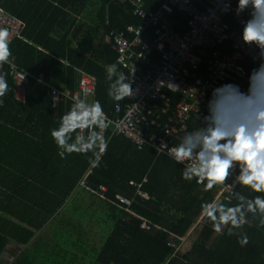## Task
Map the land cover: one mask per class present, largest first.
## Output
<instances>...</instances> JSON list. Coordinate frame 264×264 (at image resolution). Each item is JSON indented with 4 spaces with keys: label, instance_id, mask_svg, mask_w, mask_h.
Returning <instances> with one entry per match:
<instances>
[{
    "label": "trees",
    "instance_id": "1",
    "mask_svg": "<svg viewBox=\"0 0 264 264\" xmlns=\"http://www.w3.org/2000/svg\"><path fill=\"white\" fill-rule=\"evenodd\" d=\"M136 1L142 2L146 12L163 6L162 0ZM162 10L174 30L183 32L186 20L181 13L170 6H163ZM0 11L19 18L8 0H0ZM59 11L63 20L48 22L49 27L60 25L63 33L57 38H47L45 42L31 38L27 42L19 35L9 45L18 66L34 76L42 74L43 83L30 79L23 101H19L13 82L6 75L9 91L0 106V264H85L89 255L94 256V264H264V228H257L259 215L249 214V223L242 230L249 236L245 247L225 230L206 248L213 229L201 219L204 226L190 249L184 254L175 252L179 239L202 216L200 205L212 201L215 188L202 192L195 180L182 179L179 165L165 156H155L151 148L138 150L123 136L111 135L108 128L103 133L108 140L103 153L97 149L96 154L73 153L63 159L58 155L50 133L58 128L60 117L73 102L60 96L52 105L50 86L72 93L79 77L88 76L94 81L91 101L99 100L108 115L114 103L123 104L124 100L117 102L108 95L107 66L116 64L118 71L130 74L128 67L117 64L109 32L141 24L131 14L128 3L101 0L97 8L101 40L87 51L81 39L78 50L67 33L75 23ZM224 21L230 29L236 28L229 17ZM127 37L132 38L133 34L127 33ZM144 37L152 39L149 33ZM215 49L230 54L231 43L226 41ZM158 50L156 46L149 48L145 55L156 61ZM208 51H197L202 69ZM242 66L247 75L253 67L249 60L242 62ZM146 68L147 65L143 66V70ZM2 72L7 74L6 68ZM228 83L238 84L241 90L247 88L241 79H228L225 84ZM167 94L174 107L179 97ZM74 141L75 134H71L68 143ZM81 180L95 191L104 186L106 199L81 186ZM232 180L234 177L229 182ZM137 190L145 192L148 199L137 196ZM234 191L232 204L237 202V195H254L239 185L234 186ZM116 195L134 196L130 210L154 227L150 231L140 229L137 217L111 203L117 201ZM95 225L98 226L92 231ZM89 234H93V240ZM10 243L15 245V251L10 253L13 259L8 263L3 254Z\"/></svg>",
    "mask_w": 264,
    "mask_h": 264
},
{
    "label": "built area",
    "instance_id": "2",
    "mask_svg": "<svg viewBox=\"0 0 264 264\" xmlns=\"http://www.w3.org/2000/svg\"><path fill=\"white\" fill-rule=\"evenodd\" d=\"M118 1L128 3L131 14L140 19L141 24L109 32L112 49L117 54L116 62L130 69L129 77L134 69L132 87L137 90L136 96L124 99L123 104L114 103L113 110L107 115L111 121V135L123 136L138 150L149 147L155 156L162 155L176 163L167 154L168 149L176 145L186 132L203 126L202 118L207 115V102L212 90L224 85L228 79H241L247 83V72L242 62L249 60L255 66L252 54L240 41L241 20L246 18V13L240 17L235 14L237 0H162L163 6L175 8L186 20L185 29L178 33L162 10L163 6L155 12H146L142 3L136 0ZM224 3H230L227 11L222 10ZM228 17L235 29H230L225 23ZM0 28L9 31L11 44L19 37L22 23L0 11ZM127 33L133 37L128 38ZM147 33L152 36L150 41L144 37ZM226 41L231 43L230 54L215 49ZM155 46L159 48L158 59L151 61L145 52ZM199 49H209L203 69L202 58L197 54ZM145 65L147 68L143 70ZM4 68L19 101H23L30 79L43 83L42 74L34 76L20 68L13 54L10 63L4 64L0 71ZM168 92L179 97L174 107H171ZM93 94L94 81L85 75L79 77L72 93L50 86L52 105L60 96L72 102L77 97L87 101L90 98L91 102ZM177 165L184 171V165ZM142 181L145 182L146 178ZM79 184L87 188L83 180ZM87 189L106 199L104 186H98L97 191L89 186ZM231 191L234 195V187ZM215 192L212 200L229 201L227 190L215 188ZM136 195L148 199L143 191L137 190ZM115 199L117 201L111 203L140 220V229L150 231L154 227L150 221L130 210L134 196L116 195Z\"/></svg>",
    "mask_w": 264,
    "mask_h": 264
},
{
    "label": "clouds",
    "instance_id": "3",
    "mask_svg": "<svg viewBox=\"0 0 264 264\" xmlns=\"http://www.w3.org/2000/svg\"><path fill=\"white\" fill-rule=\"evenodd\" d=\"M229 7L230 3H224L222 10ZM245 13L240 41L252 54L255 65L248 72L247 88L241 90L232 83L214 88L207 102V115L202 118L203 126L186 132L167 153L177 164L184 165L182 179L195 180L202 192L214 188L228 191V204L214 199L200 205L202 219L216 233L224 234L226 230L227 235L236 236L241 247L249 243L248 234L242 231L249 223V214L259 215L257 228H264V0H237L235 14L240 17ZM9 44V31L0 28V69L10 63ZM133 74L134 69L129 77L118 71L116 64L107 66L108 95L114 101L136 96ZM6 75L0 71V106L9 91ZM110 124L99 100L89 103L77 97L50 135L62 159L73 153L96 154L97 149L103 153L108 143L103 133ZM71 134H75V141L68 143ZM230 177H234L231 183ZM235 185L254 195H237V202L232 204L231 190Z\"/></svg>",
    "mask_w": 264,
    "mask_h": 264
},
{
    "label": "crops",
    "instance_id": "4",
    "mask_svg": "<svg viewBox=\"0 0 264 264\" xmlns=\"http://www.w3.org/2000/svg\"><path fill=\"white\" fill-rule=\"evenodd\" d=\"M8 3L11 8L15 10L14 13L18 15V20L25 26H23L21 30L20 38L27 42H29L31 38H35L40 40L39 42H42L47 40V38H57L58 34H62L63 31L60 25L48 26L49 21L61 22L63 20L59 10L64 11L75 23L67 31L68 40L73 47L79 50L82 39L85 42V49L89 51L91 50V46L98 45L99 40H101L102 32L99 28L100 20L97 17V8L101 5V0H8ZM65 19L68 18L65 17ZM37 48L40 50V46H37ZM245 84L247 86V83ZM214 193L215 190L213 194ZM201 219L202 216L196 219L187 233L179 239L180 243L175 247V252L184 254L190 249L204 226ZM97 226L98 225H95L92 231H94ZM94 236L97 237L96 234H94ZM220 236L221 234L213 230V234L207 242L206 248L211 247ZM89 237L93 240V234H89ZM6 249L9 254L7 261L11 262L13 256L11 257L10 253L15 251V245L10 243L6 246ZM88 258L90 260L89 262L84 261L85 264H94V256L89 255Z\"/></svg>",
    "mask_w": 264,
    "mask_h": 264
},
{
    "label": "rangeland",
    "instance_id": "5",
    "mask_svg": "<svg viewBox=\"0 0 264 264\" xmlns=\"http://www.w3.org/2000/svg\"><path fill=\"white\" fill-rule=\"evenodd\" d=\"M88 102H90V98H88ZM114 136H116V135H114ZM120 136V135H119ZM85 188V187H84ZM87 188H88V186H87ZM87 188H85V189H87ZM88 190V189H87ZM94 190V189H93ZM216 193V192H215ZM96 195H98V192L96 193ZM95 223H97V221L95 220ZM6 252V253H5ZM4 253L5 254H3V256H4V261L5 262H8L7 261V259L9 258V254H8V252L7 251H4ZM9 263V262H8Z\"/></svg>",
    "mask_w": 264,
    "mask_h": 264
}]
</instances>
